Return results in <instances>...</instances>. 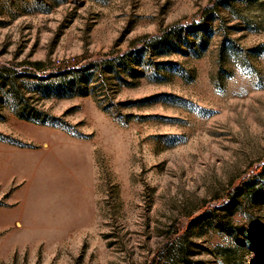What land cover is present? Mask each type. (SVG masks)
Returning a JSON list of instances; mask_svg holds the SVG:
<instances>
[{"label": "rangeland", "instance_id": "rangeland-1", "mask_svg": "<svg viewBox=\"0 0 264 264\" xmlns=\"http://www.w3.org/2000/svg\"><path fill=\"white\" fill-rule=\"evenodd\" d=\"M3 64L39 112L3 95L0 264H264V0H0Z\"/></svg>", "mask_w": 264, "mask_h": 264}, {"label": "trees", "instance_id": "trees-1", "mask_svg": "<svg viewBox=\"0 0 264 264\" xmlns=\"http://www.w3.org/2000/svg\"><path fill=\"white\" fill-rule=\"evenodd\" d=\"M24 62L30 65L31 69L33 70H40L42 61L35 59V60H28L26 59ZM23 62V63H24ZM110 59H102L97 61L93 64L95 65H102L105 63H109ZM22 63V62H21ZM78 71L76 69L71 70L70 72ZM65 73H68L66 70L59 72L57 75L58 82L65 84L70 91L75 92L77 94H89L90 87L88 84V79L85 76H80L77 79H65ZM19 74L17 70H15L14 66H9L6 64L0 65V105L3 100V95L7 94L10 97L11 106L13 110H15L16 114L19 117L30 118L38 116L39 112V105L38 100L34 98V95H26L20 87L19 81ZM37 92H43L44 87L40 83L37 84L36 88ZM49 92V91H48ZM176 225V224H175ZM179 227H176L175 230L168 231V238H171L178 230Z\"/></svg>", "mask_w": 264, "mask_h": 264}, {"label": "bare ground", "instance_id": "bare-ground-1", "mask_svg": "<svg viewBox=\"0 0 264 264\" xmlns=\"http://www.w3.org/2000/svg\"><path fill=\"white\" fill-rule=\"evenodd\" d=\"M76 164L77 159L74 152L62 145L54 148L49 153H43L36 162L35 168L31 170L32 172L27 171L28 173L23 174L26 178V185L20 210L26 212L29 209L31 201L50 193L53 183L61 181ZM17 167L20 168L22 165L17 164ZM55 170H59L61 175L53 176L52 173H55ZM42 212L43 210L39 211L38 215H42Z\"/></svg>", "mask_w": 264, "mask_h": 264}]
</instances>
